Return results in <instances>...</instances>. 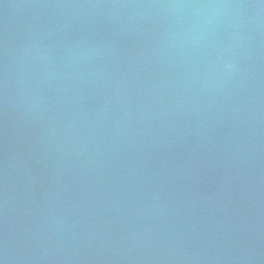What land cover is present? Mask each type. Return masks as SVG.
Segmentation results:
<instances>
[{
    "label": "water",
    "instance_id": "1",
    "mask_svg": "<svg viewBox=\"0 0 264 264\" xmlns=\"http://www.w3.org/2000/svg\"><path fill=\"white\" fill-rule=\"evenodd\" d=\"M0 264H264V0H0Z\"/></svg>",
    "mask_w": 264,
    "mask_h": 264
}]
</instances>
